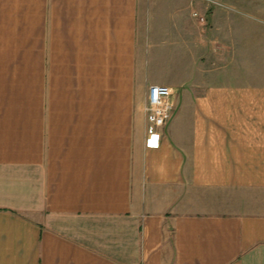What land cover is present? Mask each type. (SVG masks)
<instances>
[{
  "label": "crops",
  "instance_id": "crops-1",
  "mask_svg": "<svg viewBox=\"0 0 264 264\" xmlns=\"http://www.w3.org/2000/svg\"><path fill=\"white\" fill-rule=\"evenodd\" d=\"M175 1L0 0V264H264V0ZM162 9L195 77L144 70Z\"/></svg>",
  "mask_w": 264,
  "mask_h": 264
},
{
  "label": "rangeland",
  "instance_id": "rangeland-1",
  "mask_svg": "<svg viewBox=\"0 0 264 264\" xmlns=\"http://www.w3.org/2000/svg\"><path fill=\"white\" fill-rule=\"evenodd\" d=\"M220 5L216 4H208L212 5L211 7L216 9H223L224 11H233V9L223 5L219 0H216ZM207 4V3H206ZM184 7L186 9V14H190V8L187 7V0H177L175 1V7ZM188 9V10H187ZM196 12V9H193ZM172 11H167L166 9H162V13L159 15L158 20H156V24L158 27L161 28L163 31L162 34L156 35L153 37L151 43L149 42V47L146 50V61L144 64V70L149 74L150 78L156 79H169L174 80L179 73L182 71L191 72V76L195 77L196 74L194 73V69L191 67L192 57L191 54L182 50V45L178 42L177 35L174 32L173 27L175 26V19L172 17ZM198 14H201L197 11ZM173 13V12H172ZM246 23V22H245ZM243 23L244 25H246ZM151 25V23H150ZM247 27L250 29L249 35L246 37H242L243 42H247V44L255 45L259 43L264 44V20H250L248 22ZM149 29V27H148ZM190 38V37H188ZM263 54V53H262ZM257 53L256 52H249V64H248V71L251 73L252 71L256 72L257 64L254 61ZM230 53L227 55V61L229 65L235 63L234 61L231 63L229 61ZM226 62L225 59L221 61H217L218 67ZM237 65H240L236 62ZM263 64V63H262ZM216 66V65H215ZM261 66V65H260ZM264 67V66H263ZM221 68V67H220ZM228 69H232L228 67ZM228 71V70H227ZM233 71V70H232ZM234 72V71H233ZM257 73V72H256ZM233 76L230 75L229 72H225L217 77L219 80H240L244 79L240 75L236 76L232 73ZM245 80H257V76L255 73L251 74V76H246Z\"/></svg>",
  "mask_w": 264,
  "mask_h": 264
},
{
  "label": "built area",
  "instance_id": "built-area-1",
  "mask_svg": "<svg viewBox=\"0 0 264 264\" xmlns=\"http://www.w3.org/2000/svg\"><path fill=\"white\" fill-rule=\"evenodd\" d=\"M207 4L220 5L216 0H201ZM191 15L199 22L203 17L192 11ZM172 88L165 84H149L146 87V94L142 106L145 119V133L152 135L156 129L162 126L169 118L172 111Z\"/></svg>",
  "mask_w": 264,
  "mask_h": 264
}]
</instances>
